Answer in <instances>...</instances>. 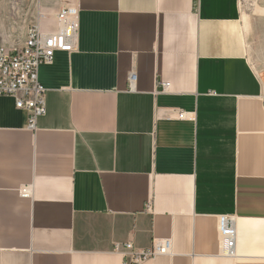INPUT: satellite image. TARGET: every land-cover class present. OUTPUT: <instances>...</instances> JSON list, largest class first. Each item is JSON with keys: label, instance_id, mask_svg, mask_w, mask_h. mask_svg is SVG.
<instances>
[{"label": "crops", "instance_id": "1", "mask_svg": "<svg viewBox=\"0 0 264 264\" xmlns=\"http://www.w3.org/2000/svg\"><path fill=\"white\" fill-rule=\"evenodd\" d=\"M69 6L78 49L40 67L37 130L0 97V264H123L116 244L155 239L172 255L144 264H264V87L239 0H0V44Z\"/></svg>", "mask_w": 264, "mask_h": 264}, {"label": "built area", "instance_id": "2", "mask_svg": "<svg viewBox=\"0 0 264 264\" xmlns=\"http://www.w3.org/2000/svg\"><path fill=\"white\" fill-rule=\"evenodd\" d=\"M78 6L62 8L56 18V29L45 32L41 29L43 14L40 12L36 25L30 26L24 45L20 49L0 44V97L15 100L16 107L28 113V129L37 130L38 120L47 115L46 89L39 81V70L43 65H51L57 52L73 54L79 42ZM137 80L130 75V90L134 91ZM169 83H163L161 92L168 93ZM169 118L185 121L191 115L181 110L169 112ZM30 192L24 195L29 196ZM234 217L219 218L221 255L234 258L237 246V229ZM173 243L170 239H155L148 249H137L133 242L116 244L113 254L123 258V264H144L159 257L172 255Z\"/></svg>", "mask_w": 264, "mask_h": 264}, {"label": "rangeland", "instance_id": "3", "mask_svg": "<svg viewBox=\"0 0 264 264\" xmlns=\"http://www.w3.org/2000/svg\"><path fill=\"white\" fill-rule=\"evenodd\" d=\"M247 57L264 87V0H239Z\"/></svg>", "mask_w": 264, "mask_h": 264}, {"label": "bare ground", "instance_id": "4", "mask_svg": "<svg viewBox=\"0 0 264 264\" xmlns=\"http://www.w3.org/2000/svg\"><path fill=\"white\" fill-rule=\"evenodd\" d=\"M237 229V228H236ZM236 256V255H235Z\"/></svg>", "mask_w": 264, "mask_h": 264}]
</instances>
